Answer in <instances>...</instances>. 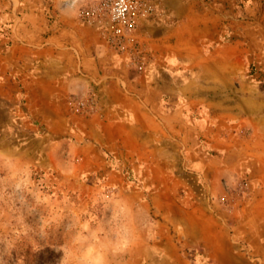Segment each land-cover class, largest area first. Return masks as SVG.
<instances>
[{
  "label": "crops",
  "instance_id": "1",
  "mask_svg": "<svg viewBox=\"0 0 264 264\" xmlns=\"http://www.w3.org/2000/svg\"><path fill=\"white\" fill-rule=\"evenodd\" d=\"M91 1L51 0L50 21L41 0L14 3L0 113L25 100L76 155L71 174L107 169L103 186L210 264H264V0H157L119 50L81 20ZM158 243L189 264L169 234Z\"/></svg>",
  "mask_w": 264,
  "mask_h": 264
},
{
  "label": "rangeland",
  "instance_id": "2",
  "mask_svg": "<svg viewBox=\"0 0 264 264\" xmlns=\"http://www.w3.org/2000/svg\"><path fill=\"white\" fill-rule=\"evenodd\" d=\"M41 2L38 10L50 21L51 2ZM14 3L20 2L0 0L4 48L15 25L6 15L16 13L18 20L25 12L23 2L16 11ZM250 71L259 70L252 65ZM16 103L0 113V151L19 158L15 175L0 169V264H62L76 247L79 234L89 227L100 230L101 240L115 239L113 231L130 235L131 246L110 255V264H175L158 243L165 233L189 264H210L199 247L177 241L173 229L163 233L162 224L168 221L162 215H142L117 190L103 186L107 169L71 174L77 168L76 155L65 144L55 145L57 138L30 113L25 100ZM25 165L27 179L20 171ZM125 178L127 183L134 182L132 175ZM184 196L185 191H180L179 198Z\"/></svg>",
  "mask_w": 264,
  "mask_h": 264
},
{
  "label": "built area",
  "instance_id": "3",
  "mask_svg": "<svg viewBox=\"0 0 264 264\" xmlns=\"http://www.w3.org/2000/svg\"><path fill=\"white\" fill-rule=\"evenodd\" d=\"M160 14L154 0H92L81 11L80 18L83 22L97 23L107 35L108 43L119 50L142 23ZM134 50L140 52L137 44ZM75 106L81 114H87L90 110L87 99H78Z\"/></svg>",
  "mask_w": 264,
  "mask_h": 264
},
{
  "label": "clouds",
  "instance_id": "4",
  "mask_svg": "<svg viewBox=\"0 0 264 264\" xmlns=\"http://www.w3.org/2000/svg\"><path fill=\"white\" fill-rule=\"evenodd\" d=\"M18 157L8 155L0 151V169H4L15 175L18 169ZM25 179L29 176V167L20 169ZM90 233V235H85ZM100 230L93 231L90 227L83 229L76 241V247L71 248L66 262L62 264H110V255L127 250L131 246L130 235L120 231H113L115 239H100Z\"/></svg>",
  "mask_w": 264,
  "mask_h": 264
},
{
  "label": "trees",
  "instance_id": "5",
  "mask_svg": "<svg viewBox=\"0 0 264 264\" xmlns=\"http://www.w3.org/2000/svg\"><path fill=\"white\" fill-rule=\"evenodd\" d=\"M0 36H1V33H0Z\"/></svg>",
  "mask_w": 264,
  "mask_h": 264
}]
</instances>
